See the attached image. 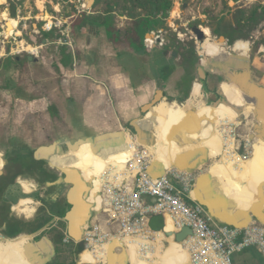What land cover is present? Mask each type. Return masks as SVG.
Returning a JSON list of instances; mask_svg holds the SVG:
<instances>
[{
  "label": "crops",
  "instance_id": "obj_1",
  "mask_svg": "<svg viewBox=\"0 0 264 264\" xmlns=\"http://www.w3.org/2000/svg\"><path fill=\"white\" fill-rule=\"evenodd\" d=\"M95 1H77L78 14H87V22L80 24L81 16L69 21L64 33L56 35L58 39H53V33L46 31L49 39L41 36L40 42L46 40L47 43L40 45L37 54L20 52L19 55H26L27 62L21 56H9L17 62L15 67L11 66L19 70L5 72V82L0 89L4 106L0 112V157L5 159L0 177V232L3 235L0 264H71L69 259L75 255L74 246L71 252L63 238L67 229L78 245L68 220L72 209L69 195L74 184L64 169L76 173L78 179L91 188L82 172L72 166L71 154L82 144L89 143L95 145L94 152L106 154L108 165L114 155L119 160L129 158L133 153L132 145L126 142L129 137H136L144 144L152 143L155 137L153 129L137 126L149 113L143 114L146 106L151 105L152 110L168 101L187 104L195 96L209 95L205 87L195 90L199 92L195 95L194 87L204 71L206 75L217 76L213 72L215 68L211 66L212 70H208L200 59L196 78L187 84L188 96L185 97L183 80L175 78L183 75L187 65L182 56L178 54L180 58L175 61L171 79L156 78L152 58L123 45L104 25V17L98 23L92 20ZM123 22L124 18L116 19L115 26L122 28ZM17 26L19 28V24ZM18 28L14 34H20ZM66 37L69 44L64 43ZM148 37L149 33L144 42ZM165 45L152 49L162 50ZM51 46H58L56 53L52 50L51 54ZM222 48L220 52L212 46L209 52L214 60L224 53L223 44ZM30 55L34 58L32 62L28 60ZM24 64L29 73L21 69ZM224 75L221 72L217 79ZM159 94L162 96L158 100ZM243 97L239 105L237 97L233 99L235 113L240 115L241 110L242 119L253 115L258 108L247 96ZM190 123L191 127L180 134L181 139H173L169 150L157 152L158 159L150 168L152 177L158 179L170 169L196 173L197 181L191 178V189L185 198L199 205L214 226L243 228L253 221L264 223V136L259 133L261 129H257L261 122L248 136L252 141V155L247 160L235 150L227 149L231 143L213 134L210 121L200 124L191 120ZM256 147L258 150L254 149ZM254 158L260 162L261 172L256 189L250 190L239 165ZM63 161H68L65 166ZM170 163L173 164L167 166ZM87 191L81 200L88 207L91 219L82 228L84 234L94 215L86 200ZM26 210L30 213H25ZM77 217H81L80 212ZM167 231L171 236L162 245L167 253L164 260L141 257L135 247L117 243L112 250L113 262L119 263L125 256L127 260L123 264H192L181 243L172 239L171 228ZM110 248L102 264H108ZM77 250L81 253L79 247ZM155 253L159 259L164 255ZM97 258L85 252L79 264H98ZM234 261L236 264H264V256L256 248H248L236 254Z\"/></svg>",
  "mask_w": 264,
  "mask_h": 264
},
{
  "label": "built area",
  "instance_id": "obj_2",
  "mask_svg": "<svg viewBox=\"0 0 264 264\" xmlns=\"http://www.w3.org/2000/svg\"><path fill=\"white\" fill-rule=\"evenodd\" d=\"M54 27L59 28L60 22L47 23L44 30L51 32ZM151 34L145 40L146 46L151 49L162 46L164 32ZM64 43L69 44L68 37ZM235 129L233 126L226 128L222 135L231 143L227 149L235 150L239 155L244 146L235 139ZM130 154L129 160L94 178L98 188L92 194L90 190L86 198L94 215L85 230L83 241L86 249L79 254V259L85 252H91V255L99 257L98 264H102L106 261L108 249L115 243L135 247L141 257L150 256L157 246L170 239L166 234L167 228L174 233L173 240L175 234L183 229L191 230L181 245L192 264H236L233 257L248 248H256L264 256V223L253 221L243 228L214 226L199 205L185 198L191 189V178L194 181L196 173L170 169L164 176L154 179L150 171L154 155L143 149ZM154 216L163 217V230L151 228ZM2 239L0 232V241ZM63 241L67 245L78 246L67 229Z\"/></svg>",
  "mask_w": 264,
  "mask_h": 264
},
{
  "label": "rangeland",
  "instance_id": "obj_3",
  "mask_svg": "<svg viewBox=\"0 0 264 264\" xmlns=\"http://www.w3.org/2000/svg\"><path fill=\"white\" fill-rule=\"evenodd\" d=\"M48 4H50V6ZM229 4L234 9V12L231 15H228L226 17V23H231L234 21L235 15L237 13L236 11L237 9H239L238 7H250L253 4H263L264 5V0H240L237 3L230 1ZM185 5L186 7H184ZM176 6L178 8H175ZM200 12H201V6L197 7V9L195 7L190 8V3L184 2L182 0H178V1L175 0L174 8L170 12L169 18L167 20V26L169 29L168 31L164 32L162 36L163 38L162 44L169 45L171 43V40L174 39L176 47L170 50L171 56L173 58L177 59L179 57L178 54H181L182 56V54L185 53L187 50H193L195 54L197 55L198 59H201L204 61L205 67L208 70H212L211 62L214 61L215 58L213 56L207 57L203 53V51L201 50L203 43L197 40L196 36L192 33V28L200 27L202 31L206 30L207 33L204 32L206 40H209L210 36H212L213 41H216L219 43V40L216 38L218 36H216L212 31V27L215 26V23L208 20L206 16L201 15ZM13 13H16L15 18L11 17ZM64 13H63L62 6L55 5L53 3V0H0V89L2 88L4 84L3 82H5V79H4L5 72L8 74L10 70L16 71V72L19 70V68L15 70L14 67L17 62L13 60L9 61L8 60V58H10L9 56L10 55H14L16 57L21 56L22 58H24V61L27 62L25 60L26 55H24V53H21L19 55L20 52H30V53L37 54L36 53L37 49H39L40 45L42 44V42H40L41 41L40 28L44 30L45 24L47 23L53 22L54 24H58L59 21L63 23L62 25L60 24L59 28L54 27V29L51 31V33H53V36L51 37H53V39H58L56 35H61L59 32L64 33L63 31H65L64 29H66L68 22L70 21L69 18L64 17ZM22 19H24V21ZM14 23L15 25L14 27H12ZM18 24H19V28L17 26ZM15 28H18L21 31L20 34H16V33L14 34ZM183 29L188 30V33L183 34L182 32ZM258 30L259 31L257 30L254 31L250 35V37L244 41V43H246L247 45L246 46L247 48L244 50L242 57H243L244 63L247 64L251 72V78L249 81L250 85L262 87L264 86V23L261 26H259ZM66 36H68V33H66ZM240 41H243V40H240ZM33 46H36V47L34 48ZM57 48L58 46L49 47V49L51 50V54H53L52 50L55 51L56 53ZM173 52H176L177 56H173ZM181 58L183 59V57ZM11 65L14 67H12ZM26 66L27 65L24 64V66H21V69L23 70V72L27 71L29 73V70H27ZM205 72L206 71H204V74ZM213 72H215L218 78L221 76L220 70L214 69ZM224 77L215 80L213 84L211 83L208 86L209 89H212V88L215 89L216 91L215 95L212 94L211 96V95L202 94L203 96L199 98L195 96L193 99L187 102V104L190 103L188 106L194 109H196V107L200 105H206L208 107L216 108V105L223 103L225 101V97L224 95L220 96L219 94H217V91L220 89V87L223 86L222 85L223 83L224 84L226 83L227 79H224ZM234 82L235 81L231 82V84ZM199 84L201 88L205 87L201 84V82H199ZM236 85L238 86V84ZM193 92L195 95L199 94V92H196V91H193ZM2 102H3L2 97L0 96V112H2L3 107H4L2 105ZM236 102H237V105H239V102L237 100ZM174 104H168L165 102L162 105L167 108L169 105L172 106ZM179 107H182V106H179ZM194 109L190 111L188 109L187 118L185 120L184 125L190 126L191 120H193L194 122H198V123H201L204 121L201 119H197L193 116L192 111L194 112ZM189 113H192V114H189ZM239 113L241 114L242 111L240 110ZM259 116H260V109L257 108L255 109V113L251 115L250 117L248 116V118L246 119L245 118L242 119L241 117V122H237L236 124L238 125L237 127L233 126V129L236 128L234 135L237 136V138L235 139L239 142L240 145L244 146L241 148L239 155L243 157V159L245 160L250 159L252 155V147L250 146V142L252 141L248 138V136L254 133L257 124L258 125L260 124ZM168 117L169 116H166L163 111L158 110L157 122L158 124H160V126H166L165 127L166 129L171 128L170 119H168ZM261 128H262V123H261V126L259 125V127H257V129L260 130ZM160 137L161 136L159 137L155 136L154 140L152 141V144H153L154 149L156 150V153L159 150L161 151V146L173 140V138H168V137L160 138ZM126 142H127V145L131 146L132 138L129 137L126 140ZM85 145L89 146V143L88 144L86 143ZM82 152L83 150H81L80 153L82 154ZM105 156L106 154L103 155L101 159L102 160L101 163L104 162ZM215 161L216 159H214V162ZM87 162L88 160L85 163L87 164ZM2 166L3 165L0 166V172L2 170ZM95 189L97 188L94 187V191ZM90 190L91 188L87 187L86 191L88 192V194ZM67 247H69L70 251L73 250V244L67 245ZM77 249L78 247H74L75 255L71 256L69 259L71 264L80 263V259H79L80 253H78ZM82 257H84V254L81 256V258ZM233 261H234V257H233Z\"/></svg>",
  "mask_w": 264,
  "mask_h": 264
},
{
  "label": "trees",
  "instance_id": "obj_4",
  "mask_svg": "<svg viewBox=\"0 0 264 264\" xmlns=\"http://www.w3.org/2000/svg\"><path fill=\"white\" fill-rule=\"evenodd\" d=\"M78 0H53V3L58 6H62L65 18H69L70 21L80 17L79 23L83 24L89 20V16L85 13L78 14ZM190 3V8L201 6V15H204L208 20L215 23L212 27V31L216 36H224L232 43H236L237 49L244 51L247 47L244 41L250 37L254 31H259L258 28L264 23V5L253 4L250 7H238L235 19L231 23H226V17L234 12V9L230 6L229 2H239L240 0H182ZM15 2V1H14ZM192 3V4H191ZM50 6V4H48ZM175 0H96L92 7V13L95 16H91L95 23L104 17V25L110 28L112 35L119 37V41L135 51L144 55H148L154 62V71L156 78L160 80H169L172 78L175 72L176 59L171 56L170 50L175 48V40H171L169 45L163 46L162 50H153L146 46L144 39L145 36L152 32L168 31L167 20L170 12L174 8ZM12 18L16 17V13H13ZM124 18L122 28L115 26L116 19ZM15 23L12 25L14 27ZM40 35L49 39V33L40 28ZM243 40V41H240ZM213 41L212 36L209 39V47L203 53L208 57L210 55V49L212 46L222 52V42ZM224 45V44H223ZM217 46V47H216ZM61 51L65 53L66 50L61 48ZM181 55V54H180ZM211 56V55H210ZM183 61L187 65L184 66L183 75L175 77L178 81L184 83L186 91L184 96H188L187 84L193 82L197 75V66L200 59L193 50H187L182 54ZM193 58V59H192ZM10 61L11 58H8ZM228 84H224L223 88H226ZM201 88L200 84H196L194 90ZM173 140L165 143L164 145L171 146ZM76 158L74 161V155L71 154L72 166H82L86 159H81V153L79 150L75 152ZM2 158H0V166L3 165ZM79 172V171H77ZM74 173V172H73ZM75 174V173H74ZM76 175V174H75ZM77 176V175H76ZM74 179V178H73ZM77 182H81L82 179L76 178ZM81 180V181H80ZM82 183V182H81ZM25 213L29 214L30 211L26 210ZM15 225H19L15 223Z\"/></svg>",
  "mask_w": 264,
  "mask_h": 264
},
{
  "label": "bare ground",
  "instance_id": "obj_5",
  "mask_svg": "<svg viewBox=\"0 0 264 264\" xmlns=\"http://www.w3.org/2000/svg\"><path fill=\"white\" fill-rule=\"evenodd\" d=\"M175 8H178V7L176 6ZM204 32L207 33L206 30ZM208 47H209V40H205V42L202 44L201 50L204 52L205 50L208 49ZM222 54H220V55H222ZM236 84H238V86ZM223 93H224L225 101L223 103H220L217 106L218 108L217 107L216 108L215 107L214 108L208 107L206 105H200V106L197 105L198 107H196V109H194V108H192V107L190 108L188 106L190 103L183 105L182 107L177 106L178 104L177 105L174 104L176 106H174V105L170 106L169 105L166 108L165 106L162 105L163 103H161L159 106H156L155 108L150 110L149 113L146 115V117L142 121L137 123V126L139 129L147 128L148 130H150L149 129V122H150L151 129H153L155 131V136H158V137L161 136L160 138H162V137L163 138L168 137V138H173V139L174 138H181L180 134L185 132L186 130H188L191 127V124H190V126L184 125L185 120L187 118L188 109H189V111L194 109V112L192 111L193 116L197 119H201L204 121H210V126H211V129L213 131V134L215 136H217L219 134L222 137L224 129L229 128L231 126L237 127L238 126V125H236L237 122H241V116L242 115L241 114L238 115L237 113H235V110L233 108L234 97H237L236 100L239 102L240 100H242L244 98L243 97V95H244V96H247L253 103L258 104L256 99H255V96L257 94L254 93L253 91L248 90V88H246V86L243 87L241 84H239L236 81L232 84H228L226 88H223ZM158 110L163 111L166 116H169L168 119H170V124H171L170 129H166L165 128L166 126H160V124H158V122H157ZM224 125H225L224 128L221 127ZM206 133L207 134L209 133L208 130H206ZM131 145L133 146V152L134 151L138 152L140 149H143V150H146L148 153L154 155V157H155L154 162L158 159L156 150L154 149L152 143L144 144L142 140H136V137H135V138H132ZM85 146H86L85 144H82L81 146H79L78 150L79 151L83 150L82 155H81V159L83 160V159L87 158L88 162H87V164L84 163L82 166H79L78 170L80 173L82 172V176L85 178L86 182L90 184L91 194H92V193H94V187L98 188L97 180H94V178L100 177L105 172V170H107L110 167H115V165H118V163L127 161L128 158L124 157V158L119 160L114 155L112 157L111 163H109V165H108L107 164V162H108L107 157H105L104 162L101 163L102 162L101 159H102L103 155H105V154L100 153V152H97V153L94 152L93 149L95 148V145H89L86 147ZM254 149L258 150V147L254 148ZM161 150L163 152H165V151L169 150V148L166 145H163ZM232 151H234V150H232ZM255 156H258V155H255ZM74 161H75V159H74ZM67 162L63 161V165L65 166ZM173 163H170L167 166H169V165L171 166V164H173ZM239 166H240V171H241L240 173L243 175L244 183H247V186L249 185L248 187L250 188V190H252L253 188L256 189L257 186H255V183L257 182V180L260 176V172H261L260 162L254 158V159L249 160L246 163H244V165H239ZM84 171H85V173H84ZM185 172L191 173L192 171H185ZM193 177H194V181H197L198 176L196 177V175H193ZM70 178L73 181H75V183H76L75 189L72 192L73 199L79 200V199H81L82 194L85 192L87 186L85 185V183L83 181H81L82 183L77 182L76 175L73 172L70 173ZM259 186H261V185H259ZM260 191H261V189H260ZM262 193H263V191H262ZM233 194H235V192H233ZM260 194H261V192H260ZM80 213H81V217H78V219L81 218V220H82V217L85 215V213H83L82 211ZM115 244H117V243H115ZM121 244L126 246L125 243H121ZM114 246L115 245H113L110 248L109 261L111 259V264L114 263L112 261L113 258H112V254H111V251L113 250ZM157 249H158V250H156L157 252L163 253L164 255H162V257H160V259H159V257L156 256V253H155L156 251H155L154 254H152L150 256H152L153 259H156L157 261H161L163 258H165L167 253L163 250V247L161 245L158 246ZM90 253L87 252V255H90ZM124 260H127V257L124 256L123 259L121 260V262H124Z\"/></svg>",
  "mask_w": 264,
  "mask_h": 264
},
{
  "label": "water",
  "instance_id": "obj_6",
  "mask_svg": "<svg viewBox=\"0 0 264 264\" xmlns=\"http://www.w3.org/2000/svg\"><path fill=\"white\" fill-rule=\"evenodd\" d=\"M176 1H178V0H176ZM184 7H186V5ZM178 28H180V27H178ZM182 32H183V34H186V33H188V30L183 29ZM192 33L196 36L198 41H200L201 43L205 42V40H206L205 33H204V31H202L200 29V27H193ZM149 36H152V34H149ZM216 38L224 44V53L221 56H219V58L217 60L212 61L211 66L213 68L218 69L221 72L225 73L224 79H227L225 84H231V82L236 81L239 84H241L243 87L246 86V88H248V90L253 91L254 93L257 94V96H258L256 98L258 101L257 107L260 109V116L259 117H260V122L262 123V128L260 130L261 132H259V131L258 132L260 133V135L264 136V86L258 88L257 86L250 85L249 81L251 78V72H250L247 64L244 63V60L242 57L244 51H240L239 49H237L236 43L230 42V40L224 36H218ZM46 43H47L46 40H43L42 45H46ZM33 47L35 48L36 46H33ZM176 55H177V53L173 52V56H176ZM28 60L30 62H32V61H34V58L32 56H29ZM202 75L204 78L206 77V74H204V72H202ZM226 75H227V77H226ZM222 85H224V83ZM217 94H219L220 96L224 95L223 86L220 87V89L217 91ZM161 96H162V94H159V97L157 99L159 100L161 98ZM168 104H174V101H168ZM176 104H178L179 106L185 105V103H176ZM151 108H152L151 105L146 106L143 109V114H146L147 112H149V110ZM189 114H191V113H189ZM64 172L68 176L69 181H72L74 184L73 189L71 190V193L69 195V201L72 205V209L68 215V220L70 221V224H71L72 235L74 236V238L78 242L79 250H80V252H83V251H85L86 246H85V243L83 241L84 231L82 230V228L90 222L91 214L88 211V207L83 203V201L81 199H79V200L73 199L72 192L75 189L76 183H75V181H73L70 178V173H72V171H70L68 169H64ZM1 176H2V173H0V177ZM76 178H77V176H76ZM81 211L83 213H85V215L82 217V220H81V218L78 219V217H77L78 212H81ZM150 226L155 231H161L165 227V221H164L162 216H154L151 219ZM166 234L168 236H171L170 232H167ZM189 234H191V230L189 228L183 229L180 233L175 234L176 242H178V243L183 242V240ZM111 254H113L112 251H111ZM124 262H125V260H124ZM124 262L120 261L119 263L117 262L115 264H123ZM108 264H111V259L108 262Z\"/></svg>",
  "mask_w": 264,
  "mask_h": 264
},
{
  "label": "flooded vegetation",
  "instance_id": "obj_7",
  "mask_svg": "<svg viewBox=\"0 0 264 264\" xmlns=\"http://www.w3.org/2000/svg\"><path fill=\"white\" fill-rule=\"evenodd\" d=\"M218 77H215V76H211V75H206V77L204 78L203 75L201 74V76L199 77V81L206 87L205 90H207V94L211 95L212 94H216V91L213 90V89H209L208 86L212 83L215 82V80H217ZM254 86V85H253ZM259 88V86H257ZM261 87V86H260ZM76 158V154H74V159ZM83 158V157H82ZM4 160L5 159H2V163L1 164H4Z\"/></svg>",
  "mask_w": 264,
  "mask_h": 264
}]
</instances>
